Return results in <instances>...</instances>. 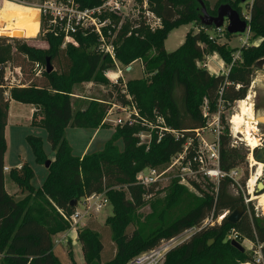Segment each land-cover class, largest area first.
<instances>
[{"label":"trees","instance_id":"1","mask_svg":"<svg viewBox=\"0 0 264 264\" xmlns=\"http://www.w3.org/2000/svg\"><path fill=\"white\" fill-rule=\"evenodd\" d=\"M103 1L81 0V4L83 7H94ZM149 2L151 9L163 20V28L151 32L142 20L125 24L124 33L119 35L117 56L124 67L141 59L149 75L147 79L127 83V90L142 115L151 119L154 112L160 113L172 129L182 134L179 141L169 134L161 142H157L155 137L149 150L139 145L136 135L141 130L140 126L119 127L102 151L83 158L74 156L66 137L68 127L105 128L102 122L110 105L128 103L121 89L113 86L114 91L111 89L107 94L110 98H117L116 102L92 99L83 102L77 113L74 112L72 100L78 86L91 81L107 83L104 71L112 67L110 59L88 50L95 42L93 38H79L80 48H62L63 36L49 32L42 34L49 44L48 50L28 45L18 38V34L17 37L0 38V264H62L54 253L53 242L55 235L69 229V223L62 213L72 215L76 209L72 206L73 201H80L94 193H106L113 206V215L106 219V225L111 230L115 255L103 264H128L134 257L154 249L162 240L177 237L201 225L210 216L216 221L225 212L229 214L221 224L205 227L172 249L164 264L250 263L252 257L232 245L229 237L233 232L238 235V241L264 244V222L257 217L252 204L249 207L245 205L241 193L231 192V180L222 181L217 191L207 181L208 188L205 190L196 180H190L201 193L200 197L173 180L166 207L159 218L164 219L166 212L181 205L184 198L186 212L173 222L151 231L146 229L144 222L139 221L137 212L146 205L145 196L151 195L156 187H145L136 180L137 174L145 168L162 171L173 156L183 152L187 138H195L190 131L206 126L207 121L203 117L205 101L208 110L215 113L220 106L246 99L252 83L253 66L264 58V0H253L251 7L252 32L254 38L262 39L261 43L243 47L242 62H238L228 75L219 76L198 68L196 60L201 59L206 50V54L219 53L226 64H231L234 51L210 41L204 32L188 33L185 42L173 52L165 49V42L173 30L197 20L201 24L199 1ZM4 6L12 9L17 5L5 2ZM231 6L241 13V9ZM45 27L43 22L42 30ZM133 27L136 28L130 30ZM227 35L232 36L228 32ZM201 42L206 43L203 51L199 45ZM47 58H51V62L59 61L63 65L62 72L48 74L45 71L41 77H36L35 65H46ZM9 63L12 66L18 63L16 67L22 70L25 67L22 65H28L34 79L22 87L11 88L9 97H6L3 86L5 67ZM11 100L37 107L39 113L34 114L33 124L46 130L47 141L55 153L47 169V178L39 189L32 185L35 172L27 162L21 169L11 172L13 182L28 193L21 200L9 195L5 188L6 127ZM39 116L42 119L37 123ZM222 120L225 124L223 116ZM26 141L36 163L45 165L49 159L43 140L29 135ZM118 141L123 142L122 151L117 145ZM232 142L229 127L226 126L220 140L221 168L224 171L247 163V152L233 147ZM240 207L244 209L243 216L233 224L228 217ZM93 223L91 221V225L80 231L79 241L86 264H102L105 246L100 231ZM134 223L138 229L130 235L128 229ZM210 240H214L212 246L208 245ZM69 255L76 264L72 250Z\"/></svg>","mask_w":264,"mask_h":264},{"label":"built area","instance_id":"2","mask_svg":"<svg viewBox=\"0 0 264 264\" xmlns=\"http://www.w3.org/2000/svg\"><path fill=\"white\" fill-rule=\"evenodd\" d=\"M132 3L130 0H104L100 5L94 7H83L81 0H42L40 5H38L40 27L43 35L49 32H55L61 34L64 38L62 47L67 48L73 46L75 48H80L81 43L79 37L86 38L89 35L94 36L95 39V52L110 59L112 67L104 71L105 76L110 80L112 85L121 88V94L124 95L128 101L127 104H117L113 103L110 105V109L105 115L102 125H107L108 123L114 124L117 127H141V130L136 135L139 139V145L145 146L147 150L150 149L152 142L155 137L157 142H161L163 137L167 134L172 135L175 141H179L181 138V133L171 128L167 123L166 118L160 113L155 112L151 119L146 118L142 115L137 103L134 101L132 95L127 90V82L124 78L125 72L131 71V65L128 67H121L120 60L117 56V47L115 46L112 37L113 23L109 18V15H123L125 7L128 3ZM148 2V1H147ZM144 3L143 18L144 25L148 26L151 30L156 31L163 28V20L158 17L155 12L149 8V4ZM253 1L249 5V10L247 14L241 13V17L247 23V28L243 34L246 36V41L243 43V47L257 46L261 43L262 39L258 43H251L253 39V32L251 27V7ZM126 15L123 22L131 21L134 23L137 20H141L140 16L136 18ZM45 23L46 27L42 30V24ZM228 23V22H227ZM229 24V23H228ZM207 29V28H206ZM216 29V28H215ZM219 31L222 28L217 29ZM131 35V33H129ZM210 41L215 42L213 37L209 38ZM250 41V42H249ZM201 46V45H200ZM197 67L201 68L197 63ZM207 71L209 73L219 76L227 75L224 73V66L218 67V65H211L210 62L206 65ZM223 71L221 74L214 71L213 68ZM19 76H22V69L20 67L13 68ZM46 71V66L37 63L34 67V72L36 77H41ZM231 71V67L229 72ZM228 72V73H229ZM11 73L12 79L9 80L8 74ZM5 86L10 90L13 87H22L23 84L19 82L13 72L11 67L7 68V73L4 77ZM9 90H6L5 96L9 97ZM222 107V106H220ZM117 113H124V117H116ZM203 117L206 119L207 123L204 128L191 130L195 138H187L184 144V150L172 157L171 164L163 169L162 171L158 169L147 168L139 172L136 176L138 184L145 187L155 186L156 189L164 181H168L167 177L170 172L175 168L181 169L184 175H181V185L185 184V181H189L187 176L196 179L197 176H201L205 180L214 183L216 185V191L220 183L226 179L232 181L233 185L238 187L239 192L242 194L244 203L247 207L250 206L258 196L257 185L255 183L254 187L251 186V177L246 181V183H240V174L243 170V166L234 168L230 171H224L221 168V135L224 129V123L222 120V111L211 114L208 110L207 102L203 107ZM233 116L230 120L232 129L234 130ZM209 131L212 140H206L204 135ZM239 140V139H238ZM246 146L250 148V153L247 155V163L250 169L255 167L256 153L255 149L252 148L249 143L245 141ZM239 145L237 141L232 142V146L236 147ZM191 155L189 156L188 154ZM5 168L4 171H7ZM193 179V180H194ZM192 180V179H190ZM261 180V178H260ZM184 181V182H183ZM189 183V182H188ZM150 196V195H149ZM108 199L106 194L94 193L83 199V209L82 211L75 209V211L70 216H66L62 213L64 219L69 223L72 230L80 231L83 229L86 220L99 214L107 205ZM259 203V201H258ZM229 212L222 214L218 221L221 222L228 216ZM217 221V220H216ZM213 216H210L202 222L201 225L192 227L186 230L184 233L192 234V236L204 229L207 226H214L216 222ZM179 237H174L169 240H163L154 249L141 253L140 255L134 257L128 264H164L168 253L178 247L183 241L179 242ZM230 240H237L238 235L232 233L229 237ZM186 242V241H185ZM243 243L248 245L249 251L254 253V260L252 264H264V244L253 243L248 240H244Z\"/></svg>","mask_w":264,"mask_h":264},{"label":"rangeland","instance_id":"3","mask_svg":"<svg viewBox=\"0 0 264 264\" xmlns=\"http://www.w3.org/2000/svg\"><path fill=\"white\" fill-rule=\"evenodd\" d=\"M41 1L42 0H0V11H13V12H16L18 14V23L16 25V30H15V34L17 31L18 38H20L22 41H25L28 45H30L32 47H36V48L43 49V50H48L49 44H48L47 40L45 39V37L42 35V33H40L41 27H40V24L38 23V16H37L39 13V10L37 7H38V5H40ZM130 1L132 3H130V2L128 3V5L124 9V12H122L123 15H116V14L109 15V18L111 19L113 26H114L112 28L113 34H112L111 39L114 40V43H115V46L117 47V49L120 45L119 35L121 32H122V34L124 33V25L131 22V21L123 22L124 19H127V18H125V16L129 15L128 18H130V17L136 18L137 16H140L141 20H144V18H143L144 3L148 1L147 3L149 4V8L151 9V4H150L149 0H130ZM228 1H230V2H227L224 0H205L204 2H205L206 7L209 11V14L214 16V15H217L218 8L222 4H226V3H230L231 5H235L237 9H241L242 13L247 14L248 10H249V5L253 0H247L245 3H242L241 0H228ZM5 2H11L13 5H15V6L17 5V6L15 8H12V9H6L7 7L4 6ZM198 6H199L200 15H202V7H201L200 3ZM25 21H27V27L26 28H28L29 25H30V28L26 31V33H24L22 35ZM39 22H40V18H39ZM145 27H146V29H148L151 32L157 31V30L156 31L151 30L148 26H145ZM227 27H228L227 21H226L224 27H222L221 31H219L215 28L206 29V28L201 26V24H200V22H198V20L194 21L189 25H184V26H181V27L173 30L165 42V49L167 52H173L180 47V45H181L180 43L185 42V39H186V36L188 33H199L200 31H202L209 38L213 37L215 39L214 43H216L218 46H225L227 49L233 50L234 52L232 53L231 64H226L222 60L219 53L206 54V52H205L206 50L204 51L203 57L201 59H197L196 63H198L199 66H201V68H203V69H207L206 65L209 62L213 66L215 64L218 65L219 68L224 66L223 71L225 74L228 75L230 67L232 69L238 62H242V49H243V43L246 41V36H245V34H237V35L228 36L227 35ZM2 28L3 27L0 26V38L12 37V36L6 34ZM135 28L136 27L130 28V30H134ZM130 32H132V31H130ZM129 36H131V35H129ZM13 37H15V36H13ZM16 37H17V35H16ZM81 37L82 36H80L79 38H81ZM89 37L94 39V36H90V35L86 38H89ZM259 41H260V38H254V34H253V39H251V43H253V42L258 43ZM199 45H201L200 47L202 48V51L206 48L205 42H201V43H199ZM94 48H95V42L91 43V45L88 47V50L95 52ZM151 56L152 57L154 56V52L151 53ZM18 63L20 64V62H18ZM18 63L13 64L14 66H12V64H10V63L7 64L5 67V75L7 73V68L11 67V71L13 72V76H15V78L19 82H21L22 84H29L30 81H33V79H34L33 75L31 74L30 67L28 65H25V64L22 65L23 67L24 66L25 67L22 70V76H19V74H17V72H15V70L13 69L14 67H16L18 65ZM52 64L55 68V71H57L59 73L62 72L63 65L59 61H56V62L54 61V62H52ZM120 66L124 67V65L122 63L120 64ZM212 68L214 71H216L220 74L223 72L222 70L219 71V69H217V68H214V67H212ZM252 70H253L252 76H251L252 83L250 85L248 95H247L245 101L249 104L250 107L253 108V111L256 114V116H264V68L257 67L255 64L253 66ZM8 77H9V80L12 79L11 73L8 74ZM104 77L107 80V83L91 81L89 83H84L81 86H78V88L75 91L76 95L73 96L74 98L72 100V102L74 104V112L75 113H77V110L81 107L83 102H89L92 99H102V100L106 99L107 103L116 102L117 98H115V97L110 98V97H108L109 94H107L108 91L111 89L114 91L113 86H115V85H112V83L105 76V74H104ZM148 77H149V75H148L145 67L143 66V62L141 59L132 63L130 72L124 73V78H125L127 83L129 81L136 80V79H147ZM4 84H5V81H4ZM119 89H121V88H119ZM6 90H9V89L7 88ZM239 106H240V101L235 102V103H230V104H227L225 106L218 108V110L222 111V116L224 117V121H225L222 134L225 133L226 126L229 127V132H230V135L232 136V140L237 141L239 143L237 148H239L240 150H242L244 152H247V155H248L251 151L250 148H248L246 146L245 142H241V141H245L244 135L237 133L235 130H233L231 123H230L232 116L239 111ZM139 110H140V108H139ZM19 113H20V117H21L20 118V122H21L20 125H16V123L14 122V118H13V121L11 122V126L9 128L10 130L8 132L9 136H8L7 161L10 164L16 165L17 162H19L20 160L23 161V159H26L29 162H31V164L33 166H36L38 164L34 160V158H35L34 153H33L32 149L30 148V146L28 145V143L26 142V139H24V137L26 135H33L31 133V132H33L32 131L33 129L30 127V125L28 123V119H29L28 114L29 113L25 109H20ZM154 113H153V115H154ZM211 114H213V113L211 112ZM115 116L116 117H124L125 114L124 113H117ZM41 119H42V117L39 116L37 123L40 122ZM104 126H105V128H101L103 131H101L99 134H97L94 139L92 138L93 137L92 133H94V131H92V130H87L86 132L77 133V132H79V129L69 127L67 130L68 134L66 137H67L70 145L74 148V155L75 156L81 155L88 144H90V145H89L87 154H93V153H97V152L102 151L105 147V144L112 138L111 136L114 135V134L110 135V132H111L110 129H112L113 132L115 133L116 130L119 128V127H117L111 123H108L107 125H104ZM259 130H260V132H259V134H257V136H258V138H260V140H257L252 147H254L255 144L258 142H261V144H260L259 148L255 149V153H258L260 149H264V124L259 125ZM42 132L44 135L47 134L46 130H44V129ZM111 134H112V132H111ZM204 137L206 140H212L213 139V137L211 136L209 131L206 132ZM117 145L119 146L120 150L122 151L123 150V142L118 141ZM54 158H55V156H54ZM48 159L50 161L54 160V159H50L49 157H48ZM171 161H172V158L165 165V168H167L171 164ZM246 161H247V158H246ZM263 165H264V163H263ZM41 166H42L41 170L38 169V174H37V177L35 178V181H34V184L39 185V186L42 185L45 181V177H42V175L40 174V171H44V169L46 167H45V165H41ZM256 171H257L256 166L253 169H250L248 163L243 165V170L241 171V174H240L241 178L239 180L240 183H242V184L246 183V181L250 178V176H252V174H255ZM181 175H184L182 170L178 169V167L175 168L172 172H170V174L167 175V177H169L168 181L162 182L160 184V186L157 189H155L154 192L150 196L149 195L145 196L146 205L143 208L138 210L137 217H138L140 222H144L146 229H148L150 231L152 229H159L161 226L167 225V224L173 222L174 220H176L177 218L183 216V214L186 212V202H184L185 201V198H184L181 205L174 207L172 209H169L166 212V214L163 216L164 219L161 220L159 218V215L161 214V212L166 207V203H167L166 199L170 193V187H171L173 180H177L180 182L181 181ZM187 179L189 181H185V184L183 186H185L190 191V193H192L196 196H199V197L202 196L201 193L196 188H194V186L190 182V179L193 180L194 178L187 176ZM40 180H44V181H42V183H40L39 182ZM194 180H196L197 183H199L203 189L207 190L208 186L206 183L209 182L207 179L205 180L201 176H197L196 179H194ZM260 182L264 183V174H263V177H261ZM210 183L211 182H209V184ZM211 184L214 185L215 190H216V185L214 183H211ZM230 189H231V192L234 194L240 193L238 190V187L236 185L234 186L232 184ZM103 194H106V193H103ZM260 194H263V193H258V195H260ZM106 198L108 199L107 195H106ZM83 199L78 201V204L76 206L77 210L82 211ZM106 204L107 205L102 210V212L99 213L100 215L99 214L96 215V217H95L96 221L93 223L94 225H96V229L100 231V234L102 236V240H103V243L105 246V250L103 251V254L101 257L102 264L113 258V256L115 255V249H116L115 244L112 241L111 230L106 225V219L109 216L113 215V206L111 205L109 199H108V202ZM252 206L254 207V210L256 212L257 217H259L260 220L262 222H264V210L262 209L261 206H259L258 200L257 201L255 200L252 203ZM215 223H220V221L217 220ZM88 225H91V222H89V224H87V226ZM85 228L86 227H84V229ZM69 229H71L70 226H69ZM137 229H138V225L136 223H134L129 227L128 231L131 235ZM81 230H83V229H81ZM72 231L75 232L79 237L80 231H75V230H72ZM179 236L180 237H179L178 241L179 242H181V241L185 242L192 237V234H189V233L186 234L183 232ZM231 241H233V240H231ZM236 241H238V240H236ZM238 242H240L243 245V247L246 249V252L248 253V255H250L252 257V261L250 263H245V264H252V262L254 260V253L252 251L248 250V248H249L248 245H245L241 241H238ZM65 249H66V251H65ZM71 250H72V246L67 244L64 248V251H62L60 248H58L56 253H57V255H59V257L63 263L73 264V261L69 255V252Z\"/></svg>","mask_w":264,"mask_h":264},{"label":"crops","instance_id":"4","mask_svg":"<svg viewBox=\"0 0 264 264\" xmlns=\"http://www.w3.org/2000/svg\"><path fill=\"white\" fill-rule=\"evenodd\" d=\"M26 27H27V21H25V23H24L22 35L24 33H26V31L30 28V25L28 26V28H26ZM15 35H17V31H16ZM180 44L182 45L183 43H180ZM20 109H25V110L28 111V113H29L28 114V118H29L28 119V123H29L30 127L33 129L32 130L33 132H31L33 134L32 136L40 137L43 140L44 150H45L47 156L50 159H54L55 153L53 152L50 143H48V141H47V134L44 135L43 132H42L43 129L41 127L35 126L33 124L34 114L36 112L39 113L37 107H35L34 105L22 104V103L14 101V100H11L10 109H9V116H8V125L6 127L7 145H8V136H9L8 132L10 130L9 128L11 126V122L13 121V118H14V122L16 123V125H20V123H21L20 122V118L21 117H20V113H19ZM68 128L66 129V136L68 134L67 133ZM76 129H79V132H77V133L86 132L87 130L94 131V133H92L93 134V137H92L93 139L95 138V136L97 134H99L101 131H103L102 129H98V130H95V129H82V128H76ZM110 130L112 132V134L110 132V135H113L114 134L113 130L112 129H110ZM27 136H29V135H26L24 137V139H26ZM89 145L90 144H88L86 146V148L84 149V151L82 152L81 155H77L76 157H81L82 158L85 155H88L87 152H88ZM72 149H73V154H74V148L72 147ZM7 154H8V146H7V152L5 154V168H8V170L4 171V176H5V188H6V191L8 192L9 195L14 196L16 200H21V199L25 198L28 195V193L27 192H23L22 189H20V187L16 183H14L12 178H11V172L13 170H15V169H18V170L21 169V167L24 164V162H27L33 168V170L35 172V177L32 180V185L36 189H39V188L42 187L43 184L40 185V186L34 184L35 178L37 177V174H38V169L41 170V167H42L41 165L39 166V164H38L36 166H33L31 164V162H29L26 159H23V161L20 160L19 162H17L16 165H13V164H10L7 161ZM34 160L36 162L35 158H34ZM40 174L42 175V177H45V180H46L47 175H48L47 168H45L44 171H40ZM42 181H44V180H40L39 182L42 183ZM96 215L97 214H95L94 216H92L91 218L86 220L84 227H87V224H89V222H91V221L95 222L96 221V219H95ZM84 227H83V229H84ZM53 242H54V253L56 255H57L56 251H57L58 248H60L62 251H64L65 246L68 244V245L72 246V251H73V254H74V260H75L76 264H86V261L84 259L83 249H82L83 246H82L81 242L79 241L78 235L75 232H73L72 229H68V230H66V231H64L62 233H59V234L55 235L53 237ZM65 251H66V249H65ZM57 256L59 257V255H57ZM59 259H60V257H59ZM61 262H62V260H61ZM62 264H65V263L62 262Z\"/></svg>","mask_w":264,"mask_h":264},{"label":"water","instance_id":"5","mask_svg":"<svg viewBox=\"0 0 264 264\" xmlns=\"http://www.w3.org/2000/svg\"><path fill=\"white\" fill-rule=\"evenodd\" d=\"M201 7H202V15L200 16V21L201 24L205 27V28H216V29H220L222 27H224L226 21L229 23L228 27H227V32L230 35H237V34H243L247 28V23L246 21H244L241 17V13L234 9L230 4H222L218 10H217V15L216 16H212L209 14V11L206 7V4L203 0H198ZM247 0H241L242 3H245ZM257 67L260 68H264V58L259 60L256 63ZM55 71V68L51 62V58H47L46 59V72L48 74L52 73ZM256 161L259 163H264V149H260L259 152L256 155ZM51 165V161L48 160L45 164V167L48 169ZM257 190L258 193H263L264 192V183L263 182H259L257 185ZM78 204V201L74 200L72 203L73 207H76ZM244 213V209L242 207L238 208L234 213H232L229 217L228 220L233 223L236 224L239 222V220L241 219V217L243 216ZM214 243V240H210L208 242L209 246H212ZM232 245L238 249L241 252H245L246 249L243 247V245L236 241L233 240L232 241Z\"/></svg>","mask_w":264,"mask_h":264},{"label":"bare ground","instance_id":"6","mask_svg":"<svg viewBox=\"0 0 264 264\" xmlns=\"http://www.w3.org/2000/svg\"><path fill=\"white\" fill-rule=\"evenodd\" d=\"M38 23H39V13H38ZM18 23V14L13 11H0V26H2L3 31L10 35H15L16 25ZM7 24V25H6ZM40 24V23H39ZM2 32V31H1ZM21 36V35H20ZM22 37V36H21ZM255 110V109H254ZM234 130L237 133L244 135L245 140L252 147L258 138L257 134H259V125L264 124V116H256L253 111V108L249 106V104L243 100L240 101L239 111L233 115ZM260 123V124H259ZM261 142L255 144L254 147H259ZM257 167V171L255 174H252L251 177V186L254 187L255 183L258 185L260 182V178L263 177L264 174V165L263 163L255 162L254 164ZM259 201V206L264 210V192L259 197L254 198V200Z\"/></svg>","mask_w":264,"mask_h":264},{"label":"flooded vegetation","instance_id":"7","mask_svg":"<svg viewBox=\"0 0 264 264\" xmlns=\"http://www.w3.org/2000/svg\"><path fill=\"white\" fill-rule=\"evenodd\" d=\"M241 13H242V11H241ZM213 16V15H212ZM214 16H216V15H214Z\"/></svg>","mask_w":264,"mask_h":264}]
</instances>
